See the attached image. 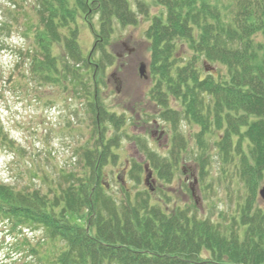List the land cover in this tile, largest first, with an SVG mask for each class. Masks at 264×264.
<instances>
[{
	"label": "trees",
	"instance_id": "1",
	"mask_svg": "<svg viewBox=\"0 0 264 264\" xmlns=\"http://www.w3.org/2000/svg\"><path fill=\"white\" fill-rule=\"evenodd\" d=\"M157 2L165 11L147 30L153 82L148 96L159 107L154 121L171 127L172 147L169 157L151 153L149 166L171 182L188 150L187 131L179 128L185 122L201 151L199 176H209L212 144L223 178L237 185L234 208L215 221L202 218L196 203L170 208L171 198L164 193L154 200L152 189L133 194L122 187L121 198L110 197L99 184L98 165L111 145L95 115L78 170L65 176L66 186L58 181L44 192L16 189L0 180V221L18 231L15 242L24 245L12 249L6 262L264 264V205L258 195L264 181V0ZM139 7L144 13L146 6ZM22 11L32 46L21 52L20 60L28 62L29 76L43 85L70 83L94 106L91 90L97 87V75L112 64L105 51L114 32L112 21L128 26L139 20L128 0H35L31 14ZM80 18L91 26L94 49L103 52L102 59H95L94 50L84 54ZM178 41H186L193 54L184 63L176 52ZM202 59L221 67H209L212 71L203 77L198 71ZM133 165L130 178L140 184L145 166Z\"/></svg>",
	"mask_w": 264,
	"mask_h": 264
},
{
	"label": "rangeland",
	"instance_id": "2",
	"mask_svg": "<svg viewBox=\"0 0 264 264\" xmlns=\"http://www.w3.org/2000/svg\"><path fill=\"white\" fill-rule=\"evenodd\" d=\"M128 2L138 23L122 26L116 19L112 21L114 32L107 40L105 50L111 54L112 64L97 75V87L91 90V98L96 96V102L90 106L85 96L83 98V92L81 95V91L74 90L70 83L43 85L29 76L28 62L20 60L21 51L32 46L25 33L22 10L25 8L31 14L35 0H17L16 3L0 0V180L16 189L35 187L44 192L58 181L66 186L65 176L78 170L80 150L87 144L93 125L91 121L97 115L105 143L108 141L111 145L105 148L106 154L98 165L99 184L110 197L121 198L122 187L133 194L152 189L156 201L161 193L170 196V208L176 205L193 207L196 203L202 218L219 220V214L234 208L238 200L234 192L237 185L223 178L221 162L215 156L216 149L212 144L207 152L211 156L209 176L201 179L196 163L201 151L190 135L193 129L185 122L181 121L179 128L187 131L188 150L182 153L171 182L160 179L154 169L148 182L149 171L141 175L140 184L130 178L135 161L144 167L149 165L151 153L169 157L172 134L168 123L159 119L154 121L159 107L148 96L153 82L148 66L151 54L147 30L155 17L162 16L165 8L157 0ZM139 5L146 6L144 13ZM98 23L96 16L95 29L99 28ZM79 25L84 54L94 50L95 59H102L103 52L93 49L96 38L91 26L81 18ZM176 52L183 63L193 55L186 41L177 42ZM142 65H147L144 76L140 73ZM209 67L217 69L221 66L202 59L198 63L200 75L204 77L212 71ZM90 71L89 77L93 75V69ZM176 106L174 101L172 107ZM111 114L125 119L114 118ZM148 116L153 118L147 120ZM112 119L119 127L110 122ZM196 131L198 129L194 127ZM138 140L142 145L137 144ZM230 186L233 192H230ZM263 186L264 181L259 190ZM259 202L264 205L260 197ZM77 220L82 224L85 222L79 217ZM18 236L19 232L12 230L10 224L0 221V263L22 264L5 260L12 249L24 248L15 242ZM26 264L32 263L27 261Z\"/></svg>",
	"mask_w": 264,
	"mask_h": 264
},
{
	"label": "water",
	"instance_id": "3",
	"mask_svg": "<svg viewBox=\"0 0 264 264\" xmlns=\"http://www.w3.org/2000/svg\"><path fill=\"white\" fill-rule=\"evenodd\" d=\"M144 68H145V66L142 65V67H141V75L144 74ZM151 176H152V174L149 175V177H151ZM259 194H260V197L264 200V186L261 188Z\"/></svg>",
	"mask_w": 264,
	"mask_h": 264
}]
</instances>
